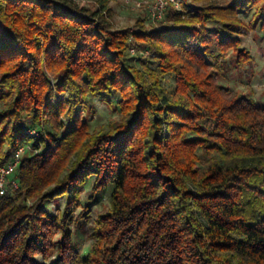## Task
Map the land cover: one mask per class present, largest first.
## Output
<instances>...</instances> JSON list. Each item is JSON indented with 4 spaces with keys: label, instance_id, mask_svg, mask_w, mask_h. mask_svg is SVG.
<instances>
[{
    "label": "trees",
    "instance_id": "1",
    "mask_svg": "<svg viewBox=\"0 0 264 264\" xmlns=\"http://www.w3.org/2000/svg\"><path fill=\"white\" fill-rule=\"evenodd\" d=\"M107 2L0 0V165L28 148L0 264H264V103L218 82L252 62L239 34L264 31V0H177L151 28H116ZM107 191L83 255L74 227Z\"/></svg>",
    "mask_w": 264,
    "mask_h": 264
},
{
    "label": "rangeland",
    "instance_id": "2",
    "mask_svg": "<svg viewBox=\"0 0 264 264\" xmlns=\"http://www.w3.org/2000/svg\"><path fill=\"white\" fill-rule=\"evenodd\" d=\"M139 0H108L107 7L110 9V18L116 28L133 27L137 25L139 19H144L148 27H158L161 22L152 19L149 4L144 2L138 5ZM80 6L100 8V0H75ZM215 3L226 4V0H213ZM245 22L248 18L242 15ZM242 38V47L250 51L253 56L252 62L245 68H239L234 63V58L229 55L225 59V64H219L220 76L218 82L224 86L239 91L245 96L254 98L264 103V31L260 29H242L239 34ZM87 116L91 119L92 125L97 130L105 129L111 123L118 121L119 112L115 107L108 106L99 96L91 97L85 103ZM0 108L3 104L0 103ZM91 192V184L87 185L83 193V201H86ZM65 205V198L58 202L51 203L50 208L55 213H61ZM110 191L104 193L101 200L95 204L90 212V220L85 222L83 227H74L76 239L80 243L81 253L84 255L92 245L91 230L98 216L110 208ZM57 208V209H56ZM81 209L77 210L75 216L78 217ZM85 221V218L82 219Z\"/></svg>",
    "mask_w": 264,
    "mask_h": 264
},
{
    "label": "built area",
    "instance_id": "3",
    "mask_svg": "<svg viewBox=\"0 0 264 264\" xmlns=\"http://www.w3.org/2000/svg\"><path fill=\"white\" fill-rule=\"evenodd\" d=\"M144 2L149 4L151 17L156 21H161L165 18L166 11L171 4H174L176 7L179 6L177 0H139L138 5H141ZM132 53L135 54L136 51L133 49ZM29 132L35 139L40 136L36 130H29ZM27 149V147L19 148L11 161L4 165H0L1 194H6L11 189H16L19 187V182L16 179L15 174L20 165L22 157L27 152Z\"/></svg>",
    "mask_w": 264,
    "mask_h": 264
}]
</instances>
